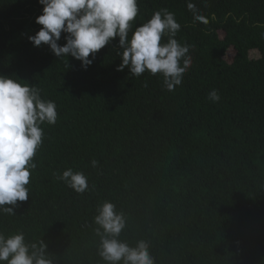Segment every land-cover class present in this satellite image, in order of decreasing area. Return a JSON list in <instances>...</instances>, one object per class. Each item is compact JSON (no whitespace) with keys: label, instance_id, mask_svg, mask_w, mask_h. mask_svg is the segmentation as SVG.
Masks as SVG:
<instances>
[{"label":"trees","instance_id":"1","mask_svg":"<svg viewBox=\"0 0 264 264\" xmlns=\"http://www.w3.org/2000/svg\"><path fill=\"white\" fill-rule=\"evenodd\" d=\"M138 8L133 30L163 9L181 25L192 64L174 91L159 74L117 71L119 37L87 70L34 46L43 5L0 0V75L39 88L58 114L41 125L29 199L0 212V233L43 240L55 264H105L94 217L109 201L126 218L120 239L147 241L155 264H264V0ZM68 168L87 177L84 193L59 179Z\"/></svg>","mask_w":264,"mask_h":264},{"label":"clouds","instance_id":"2","mask_svg":"<svg viewBox=\"0 0 264 264\" xmlns=\"http://www.w3.org/2000/svg\"><path fill=\"white\" fill-rule=\"evenodd\" d=\"M39 3L43 10L36 23L43 27L29 40L36 47L49 45L57 57L71 56L81 61L85 70L93 63L95 54L116 37L121 49L117 54L122 60L117 71L128 68L136 77L145 72L159 74L165 89L174 91L191 67L189 46L175 38L181 25L167 9L154 12L147 22L133 30L139 13L138 0H39ZM188 8L193 10L194 5L189 2ZM195 19L203 17L196 15ZM62 33L67 34L63 46L58 43ZM209 99L219 101L218 90H211ZM57 115L56 104L42 99L39 88L0 75V212L15 215L18 202L29 199L27 185L36 167L33 158L43 142L41 125L45 122L54 125ZM92 163L95 166L98 162ZM59 179L77 193L82 194L89 187L84 173L71 168L63 171ZM94 223L99 237L98 255L105 264H155L147 241L139 240L132 246L120 239L126 218L114 203L101 204ZM0 264L55 262L43 240L28 243L20 232L7 237L0 233Z\"/></svg>","mask_w":264,"mask_h":264},{"label":"rangeland","instance_id":"3","mask_svg":"<svg viewBox=\"0 0 264 264\" xmlns=\"http://www.w3.org/2000/svg\"><path fill=\"white\" fill-rule=\"evenodd\" d=\"M233 56H234V48L232 47L229 49L226 57L230 61V60H232Z\"/></svg>","mask_w":264,"mask_h":264}]
</instances>
